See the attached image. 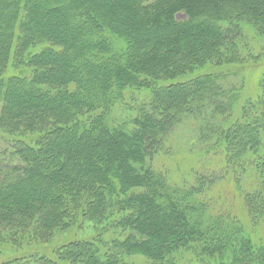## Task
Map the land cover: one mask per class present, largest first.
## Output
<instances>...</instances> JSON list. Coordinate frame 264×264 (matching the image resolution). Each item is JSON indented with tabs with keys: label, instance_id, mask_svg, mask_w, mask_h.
Here are the masks:
<instances>
[{
	"label": "trees",
	"instance_id": "obj_1",
	"mask_svg": "<svg viewBox=\"0 0 264 264\" xmlns=\"http://www.w3.org/2000/svg\"><path fill=\"white\" fill-rule=\"evenodd\" d=\"M233 3L0 0V264H264V97L235 116L228 69L264 58V0ZM187 122L217 158L177 179Z\"/></svg>",
	"mask_w": 264,
	"mask_h": 264
},
{
	"label": "rangeland",
	"instance_id": "obj_2",
	"mask_svg": "<svg viewBox=\"0 0 264 264\" xmlns=\"http://www.w3.org/2000/svg\"><path fill=\"white\" fill-rule=\"evenodd\" d=\"M58 1V0H57ZM236 0H227L228 6H233V2ZM38 2H43V0H38ZM60 3V2H59ZM55 4V5H59ZM254 47V46H253ZM253 51H258V44L255 45L253 48ZM231 71L238 70V76H234L233 79H236L237 77H242V88H241V95L240 99L237 102L235 106L234 114L235 116L241 113L242 107L248 102L252 100L257 99L258 97H264V58L260 59H248L247 62H243L239 66H229ZM11 68L7 70V73L11 72ZM18 72V71H16ZM249 103H247L245 106H247ZM166 108H170L169 105H164ZM186 128L182 134L183 128L182 127H176L171 131V137L172 141L170 145L167 147L166 151L160 152L159 155L155 156L154 164L156 168L162 169L166 168L168 170V175L170 177L173 176V178L179 179L181 177L185 170L191 171L195 168H197V164L200 160H203L208 165H211V167L214 166L216 162L217 156H208L203 153V146L200 145L195 139V127L194 125L190 127L189 122L184 124ZM6 136V135H5ZM1 141V138H0ZM193 168V169H192ZM71 171V170H70ZM224 183V181H222ZM226 183V182H225ZM224 183V184H225ZM217 191L219 189H223L222 184L217 185ZM229 187V188H227ZM224 188L230 189L231 196H229V200H227L231 212L237 213L239 216L242 217L244 222L249 226V219L248 215L246 213V210L244 209V204L242 200V196L239 192L235 190V188H231V183H228ZM260 231L257 232V236L264 235V222L258 226ZM91 229L89 228V225L85 224L82 226L79 230H73L70 232H66V234L59 236L57 238H54L51 241V245H57L61 246L60 240H72V239H78L82 236H87L91 234ZM61 237V238H60ZM183 264H196L195 261L192 260V263L188 261H184Z\"/></svg>",
	"mask_w": 264,
	"mask_h": 264
},
{
	"label": "water",
	"instance_id": "obj_3",
	"mask_svg": "<svg viewBox=\"0 0 264 264\" xmlns=\"http://www.w3.org/2000/svg\"><path fill=\"white\" fill-rule=\"evenodd\" d=\"M180 16H181V14H178V15H177V17H180Z\"/></svg>",
	"mask_w": 264,
	"mask_h": 264
}]
</instances>
